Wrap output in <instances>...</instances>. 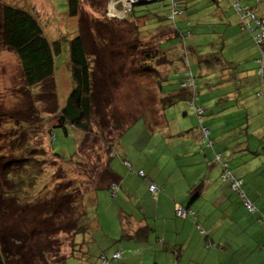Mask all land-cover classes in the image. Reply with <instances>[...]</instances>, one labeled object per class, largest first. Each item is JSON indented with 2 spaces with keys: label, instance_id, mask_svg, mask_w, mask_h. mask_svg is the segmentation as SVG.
<instances>
[{
  "label": "rangeland",
  "instance_id": "obj_1",
  "mask_svg": "<svg viewBox=\"0 0 264 264\" xmlns=\"http://www.w3.org/2000/svg\"><path fill=\"white\" fill-rule=\"evenodd\" d=\"M132 1L134 0H82L79 16L77 18H71L68 16L66 0H0V12L4 3L30 7L41 19L46 36L51 40L64 37L72 39L77 36L78 33L83 34L89 56L96 57L98 62L102 60L107 61L106 64L110 66V68L105 71L98 70V75H96L97 78L104 81V78H110L112 80V75L118 77L116 82L107 83L104 81L108 87L105 92L107 95L104 96L106 99L103 98L104 103H102L103 106L100 108L105 118L102 121L99 116L94 117L96 122L93 125V133L92 135L90 133L89 140L86 143L82 146H78L79 152L77 156L70 158L76 150L75 133L78 134L79 132H71L69 135L70 138L67 139L68 137L63 135L60 130H55V134H58V138L54 140V151L62 154L64 159L70 158L67 161L63 159L60 160L53 154L51 139L54 136L51 135V129L58 123V114L57 111L54 110L53 104L58 96L59 104L64 105L65 99L72 86L67 61L60 64L52 79L54 82V92L56 93L57 90L58 95L49 96L46 94L49 93L48 85L50 84L48 83L38 85L33 89V93L30 94L24 84L19 61L15 53L8 48H4V46L0 44V100L3 98L8 104L14 103L17 108L24 109V112L27 114L32 113V116H34L31 121L29 120L26 132L20 133L10 128L2 129L0 136L3 137L2 139H6L7 136H5V133L8 134L9 132L21 138L24 142L29 139L28 143L37 150L36 153L41 155L40 157L46 158L42 163V167L46 169L43 174L44 176L38 180L41 183V185H39L42 189L40 194L43 196L47 195L48 198H55V204H57L59 210H61V214L59 210L57 213L55 212V214H53L52 218L54 219L41 216V223L39 225L35 223L34 218L40 214V211L45 212L40 209L39 204L41 200H45L47 196L42 197L39 195L32 198L34 201L33 203H37V205L30 206L29 211L27 207V212L19 207L12 212H8L10 213L11 220L5 217L3 218L4 221H0V224L10 223L13 229V231H11L12 235L8 233H6V235H4L5 233L3 234L5 240L10 246H20L19 242L21 241V246H23L22 248L20 247L21 249L29 251V247L31 246L33 251L31 253L29 252L27 260L17 259L8 261L7 264H64V259L66 264H86L84 263L86 258H83V254L85 253L83 244L88 248L89 262L91 261L94 263L96 260L94 246L99 244L98 238L105 240L111 247L112 254L109 257L112 258L116 248L119 249V246H116L115 243L112 244V242L119 240L120 235L104 227L108 221L107 215L109 220L114 222L115 217L112 214L114 209H116L117 212H120V210L126 212L127 210L130 211V209L132 211L133 206L138 204L139 201H144L146 203L154 201L144 189L142 190L144 195L138 194L135 196L134 200H132V195L129 193L132 191V188L129 189V186L126 187L130 185L132 181L138 183L141 181H148L139 178L136 174H130L125 179L126 183L124 187L122 186L120 191L117 190V195H113V199L109 191H100L99 207L103 220L100 221V224L103 229H95V225H93L94 229L91 230V235L86 236L77 234L73 238L71 232L62 228L64 225L60 223L58 218H61L66 212L64 211L65 209L61 207V201L59 202L57 199L63 198V193L69 189L70 183L76 184L77 186L75 187H78L81 193H83V191L86 192L87 189L90 190V185L97 183L101 184L99 171H104V166L107 164L109 154L107 144L115 143L121 132L128 126L130 127L128 130L126 129L127 132L122 134L119 140H122L124 143V150H126L125 148L127 147L130 148V151L133 149L136 152L137 158L139 156L141 157L139 161L142 163H146L147 157H151L156 151L152 149L154 143L159 145V141L163 142V140H161L163 135L167 136V139H169L167 142L169 146H171L172 153L171 151L169 153L161 151V155L166 157L165 160L158 165H154L152 169L148 167V169L152 171V178L155 181L153 183L162 182L164 178L170 176L173 170H175L174 166L178 165L176 160L184 161L182 142H180L183 136L187 135V141L191 139L194 141V146L191 148L196 151L197 155L201 150L208 156L211 155L212 149L207 148L206 144H197L196 139L200 137V119L195 114L193 107L187 105V102H181L178 103L177 106L166 109L165 111L161 110V91L159 86L161 76L166 74L167 67L160 68L157 67V63H152L153 68L150 69L140 60L142 57L140 50H145L150 54H158V44L165 41L163 39L165 35H168L170 38L166 43L168 47H176L175 49L179 50L183 47L180 36L173 32V26L169 27L170 23L173 24V22L170 21L166 23L168 27L153 29L158 27L160 23L159 19H165L170 12L172 0H164L163 2H155L141 6H135ZM216 1L219 2V0H195V2L191 4L192 8L195 6L197 7V12L193 14L194 25H196L195 20L201 19L197 14L199 11H202V8L203 11L207 10V17L212 19L213 16L211 15V11L214 10V14L218 12V9L216 10ZM224 1L225 0H222L221 4L218 5L228 15L232 14L231 6L228 5V3L225 4ZM187 2L184 8H188ZM250 2L255 5L254 0H250ZM137 3H140L139 0L135 2V4ZM257 4L258 13L264 14V0ZM191 6L189 9H191ZM133 8L134 13H132L131 16L138 20L124 19L123 17L129 14L130 12L128 13V11ZM183 18L184 17H178L176 19L177 27H184L186 21L181 24ZM174 27H176V25H174ZM139 30H141V32H138ZM199 31L200 30L197 28L194 29L196 36ZM217 35H219L218 32H212V34L210 33L206 38L201 36L195 40L196 36H194L186 40V46L191 50L190 54L193 60L191 61V67L193 71L198 69V67L196 69L194 65L196 59L198 60V56L205 52V49L199 48V46L203 45V48H207L208 41L210 40L211 43H213V41L217 43ZM198 49L200 51H198ZM225 54H228V51H226ZM180 55L181 53H177L174 59L176 64L179 63L178 60ZM59 60H65V58L62 57ZM92 61L94 62L93 64H95L96 59H92ZM207 69H209V73L207 75L204 73V76H201L199 79L201 86L206 89L205 93L208 94L206 99L208 101L203 104L205 109L208 110L202 118V123L204 122V124L210 128L208 123H212L213 119L217 120V118H220L218 120H220V123L225 127L227 124L230 125L231 123H240L241 120L244 121V115L239 114L234 117V114L228 112L230 109L238 111L243 108L246 110V117L248 112L247 104L248 107H250V102H254L258 107L261 103L259 100L260 98L258 99L256 97L255 90L250 88V86L241 85L242 87L237 89L242 93V96L232 95V99H228L226 93L230 90L236 91V87L231 85V87L226 89L227 84L219 83L222 72L219 71L215 73L214 67L208 68L207 66ZM177 81L178 80H176L175 83ZM249 94L251 95L249 96ZM32 101H35V109L33 108L34 111L32 109V111L29 112L32 107ZM231 104L237 107H230ZM155 107H159L157 111ZM221 109L224 111H221ZM151 110L152 115L148 118L151 121L138 119L139 117H147L148 111ZM163 112L165 113V120L162 116ZM255 119L256 118H253V120L251 119V125H254ZM135 120L137 121L134 122ZM152 120L155 121L156 124H154ZM238 129L239 134L244 130L242 126L238 127ZM25 134H28V137H26L27 139L25 138ZM236 134L237 133L232 132L228 134L230 137L227 138V141L230 142ZM211 135H213V132ZM10 138L11 137L8 138L9 141ZM211 139L215 144L217 143L216 139H213V136ZM234 143L235 142L231 143V145L234 146ZM226 144L224 140L220 146ZM2 145H4L3 141L0 146ZM225 152L227 155H230L229 149ZM159 154L160 152L158 151L157 155ZM201 154L202 156L204 155L202 152ZM221 155L224 156V153ZM120 159L121 158L118 157L115 164H117V161ZM230 166L233 165L230 163ZM181 168L182 166L179 167V170ZM118 171L121 173L120 168ZM149 176L148 173V179ZM169 181L179 183L178 176L165 179V182L169 183ZM152 192L156 193V191ZM73 201V205L70 206V212H74L75 206L79 204L77 202V197L73 199ZM126 202L128 203L125 204ZM112 205L116 208L111 207ZM53 210L54 208H51L48 214L52 213ZM129 211L127 212L129 213ZM70 212L68 211V214L71 217ZM89 214V217H91L92 214ZM49 215L51 216V214ZM42 228H46L44 231H48L47 234H40V229ZM88 236H90V238L94 236V244H89L90 240ZM73 240L75 243H73ZM84 241L88 242V244H85ZM35 242H39V244L36 245ZM81 246L83 249H81ZM31 254H33V256ZM101 256L102 255L99 256L100 263H102Z\"/></svg>",
  "mask_w": 264,
  "mask_h": 264
},
{
  "label": "trees",
  "instance_id": "obj_2",
  "mask_svg": "<svg viewBox=\"0 0 264 264\" xmlns=\"http://www.w3.org/2000/svg\"><path fill=\"white\" fill-rule=\"evenodd\" d=\"M81 1L82 0H66L69 17L77 18L79 16L81 10ZM221 1L222 0H220V2ZM225 1H229L232 8V14H234V16H236L238 20L237 24L250 36L251 41L258 52V56L255 59V84L257 88H259L256 89L255 94L257 98H260L264 105V98L262 97V95H264V73H261V69L264 68V41L263 43H259L256 40V36L260 33L261 29V26L257 23V21L264 20V16H261V14L259 16V13H257V11L255 10V5L257 3H261V1L263 0H254L255 5L252 4L249 6H245L244 3H248L250 2V0H243L244 3H242V1L240 0ZM174 3L176 4L175 7L173 6ZM236 5H239V7H237ZM195 12H197L196 6L193 8L191 6V9H188L184 8V5H181L179 1L172 0V8L170 12L167 14L165 19H159L160 23L158 27H155L153 29L168 27L166 23H169L170 21L173 22L176 27H174L172 23H170L169 27L173 26V32L180 36L183 47L181 48L180 46L181 50L175 49L176 47H168L166 43L170 38L168 37V35H165L164 38L162 37L165 41L158 44L159 53L150 54L145 50H140V54H142L140 60L150 69L153 68L152 63H157V67L160 68L165 66L167 67L166 74L164 76H161L159 86V89L161 91L160 105H162V111L177 106L178 103L181 102H187V105H190V107L194 108L195 114L200 119V137L197 138V144H206L207 148L212 149L213 152V157L207 160V165L211 167L217 163H221L222 165L225 164L229 166V163L225 162L223 156L215 150V143L211 139L212 131L208 129V127H206L204 122L202 123V118L208 110L205 109V106L203 105L204 102L208 101L206 100L208 94L205 93L206 89L201 86L199 80L201 76H204V73L205 75L209 73V69H207V66L208 68L214 67L215 73L221 71L218 67L221 61L219 55L226 57L224 56L225 52H229L230 50L229 47L226 48L228 42L226 38L228 37V35L227 31L224 30L222 34H220L221 38L217 39V43L214 41L213 43H211L210 40L208 41L207 48H203V45L199 46V48L205 49V52L202 55L198 56V60L196 59V63H194V65L195 68L197 69L198 67V69L196 71H193L191 67V61H193L190 54L191 50L187 48L186 40L190 37L196 36V33L194 32L195 28L200 30L199 33H197L198 35L196 36L195 40L197 38H200L201 36H204V38H206L215 30L213 29L214 27L202 26L201 23L198 24L197 22L199 20H195L196 25H194L192 16L194 17L193 14H195ZM206 12L207 10L203 11L202 8V13ZM128 13L129 14L123 17L124 19L134 21L138 20L137 18H133L131 16L132 13H134V8L128 11ZM251 14L254 15L255 19L250 18ZM178 17H184V19L181 20V24L186 21L184 27L182 28L177 27L176 19ZM138 32H141V30H139ZM0 38V44L3 45L4 48H8L10 49V51H13L15 53L19 61L24 84L26 85V89L30 94L33 93V89L38 85L48 83L50 84L48 85L49 93L46 94L49 96L58 95L57 90L56 93L54 92V82L52 79L54 78L60 64L67 61L72 86L65 99L64 105L59 104L58 96L57 100H55L53 104L54 110H56L58 114V123L54 128L51 129V135L54 136L51 139V146L53 147V154L60 160L63 159L64 161H67L70 158H74L78 155V146H82L84 143H86L89 140L90 133L91 135L93 133V125L96 122L94 117L99 116L102 121L105 118V115L100 108L101 106H103L102 103H104L103 98L106 99L104 96L107 95V93L105 94V92L108 87L104 83V81L107 83L116 82L118 77L116 75H112V80L110 78H104V81H102L100 78H97L96 75H98V70L105 71L106 69H109L110 66L106 64L107 61L102 60L101 62H98L96 57L89 56L83 34L78 33V35L73 37L72 39L64 37L58 38L56 40H51L46 36L44 25L39 16L34 13L30 9V7L24 5L8 3H4L2 5L0 12ZM198 51L200 50L198 49ZM177 53H181V55L178 60L179 63L176 64L174 59ZM62 57H64L65 60H59ZM92 59H96L95 64H93L94 62L92 61ZM223 60L225 62L230 61L228 58H223L222 61ZM176 80L178 81L175 83ZM188 83L190 84V86H188ZM34 102L32 101V107L30 108L29 112H31L33 108L35 109ZM13 104H8V102L6 103L3 98L0 100V134L2 132V129L9 128L17 130L20 133H24L27 130L29 120L31 121L32 117H34L32 116V113L27 114L26 112H24V109L17 108L15 106L16 104ZM155 108H157V111L159 107ZM152 110L148 111L147 117H139L138 119L151 121L148 118L150 117V115H152ZM162 116L165 120L164 112ZM137 120H135L134 122H136ZM152 122L156 124L155 121L152 120ZM129 127L130 126H128L126 129L128 130ZM56 129L60 130L63 135L68 137L67 139L70 138L69 135L71 132H79L78 134L75 133L76 150L69 159H64L62 154L54 151V140L58 138V134H55ZM126 129L121 132L120 136L127 132ZM205 131H209V134L206 135ZM5 136H7L6 139H2L3 137L0 136V144L2 143V141L4 144L0 146V221H4L3 218L5 217L10 219V213L8 212H12L19 207H21L22 210H25L26 212L28 208L29 211L30 206L37 205V203H33L34 201L32 200V198H35L39 195L42 197L47 196H43L40 194L42 189L40 186L41 183L38 181L39 178H42L44 176L43 174L46 169L42 167V163L46 160V158L40 157L41 155L36 153L37 150L28 143L29 139L24 142L21 138H18L17 136H15L14 134H10L9 132L8 134L5 133ZM120 136L115 143L107 144V150L109 152L107 164L104 166V171H99L101 184L97 183L94 185H90V190L87 189L86 192L83 191V193H81V190L78 187H75L77 186L76 184L70 183L69 189L63 193V198L57 199L59 202L61 201V207H63L65 209L63 210L66 212V214H63V216L58 219L60 220V223L65 226H63L62 228H65V230L71 232L73 238L77 234L83 236L91 235V230H93L94 228H101L100 221L103 220L102 215L100 214L101 210L99 207L100 191H109V194L113 199V195H117V190L120 191L122 188L120 183L122 181L123 174L117 170V164H115L118 157L125 155V157L121 158L117 162H120L126 170L134 171L139 178L148 181V173L149 175L150 172L152 173V171L149 170L148 167L152 169L154 165L160 164L166 158L161 155V153L166 152V149L168 148H166L165 146H169V144H167L166 142L167 136L163 135L161 139L163 140V142L159 141V145L154 143L152 147V149L156 150L154 154H152L149 158L147 157L146 163L141 162L143 164L142 169L134 170L132 160L134 158H137L136 152L133 149L130 151V148L128 147L125 148L126 153H124L123 155H120L117 152L118 147L122 141L119 140ZM9 137H11L10 141L8 140ZM26 137H28V134H25V138ZM185 148H188V146L185 145V147L182 148L183 154L186 150ZM157 150L160 152L159 155H157ZM201 152L203 153L202 150ZM139 158L141 157L139 156L137 159ZM152 184L156 186L157 190L156 193H153L152 191L150 192L155 195L154 200L157 201L158 196H160L162 193V189L158 188L156 183H150V185ZM113 186H117L116 189H114ZM242 187L243 186L241 184V188ZM76 197L79 204H75V209L73 208L74 212H70V206L73 205V199H75ZM245 200L250 201L248 198H246V196ZM245 200H242V202L245 203ZM55 201V198H48V196L45 198V200H41L39 204L40 209L44 210L45 212L40 211V214L34 218L35 223H37L38 225L41 223V216H44L45 218H52L53 214H55V212H58L59 206L55 204ZM182 207L186 210V217L178 216L176 214L175 208L176 218L181 220L185 218L197 219V214L194 209L185 206ZM51 208H54V210L52 213H49L51 214L50 216L48 212H50ZM247 209L250 213L255 214L257 212H252L249 208ZM23 211L22 214L24 215ZM68 211L71 213V217L68 214ZM59 213L61 214V210H59ZM89 213L92 214L91 217H89ZM258 215L260 216L259 220H261V222L259 223L264 225V215L262 213H258ZM93 225H95L94 228ZM197 228L199 229V231L202 230L199 222H197ZM0 229V264H7L8 261L17 259L27 260L29 257V252L31 253L33 251V248L30 246L29 251L21 249L23 247L21 246V241L19 242L20 246H10V244L5 240L4 237L6 233L10 235L11 231H13L10 223L0 224ZM44 230H46V228L40 229V234H47L48 231L45 232ZM143 234H145V232H143L141 235ZM88 237L90 240V244L94 240V236H92V238H90V236ZM35 243L36 245L39 244V242ZM73 243H75L74 240ZM84 243L88 244V242L86 241H84ZM83 246L85 251V253L83 254V258L87 259L89 258L88 248H86L84 244ZM107 247H109V245L105 244V250L107 249ZM261 248L264 251V243L262 244ZM81 249H83L82 246ZM96 250L97 248H95L94 246V252H96ZM31 255L33 256V254ZM64 264H66L65 259Z\"/></svg>",
  "mask_w": 264,
  "mask_h": 264
},
{
  "label": "crops",
  "instance_id": "obj_3",
  "mask_svg": "<svg viewBox=\"0 0 264 264\" xmlns=\"http://www.w3.org/2000/svg\"><path fill=\"white\" fill-rule=\"evenodd\" d=\"M178 1L181 5H186L188 1V9L195 2V0ZM240 1L244 3L243 0ZM224 2L230 5L229 1ZM216 3L218 12L215 11L216 14H214V10L211 11L212 19L207 17V12L199 11L197 16L201 17V20L199 19L197 23L206 27H214V32L219 34L216 36L218 39L221 38L220 34L224 30L227 31L226 48L229 47L230 50L228 54H224L226 57L219 55L221 61L218 67L222 72L219 83L227 84L226 89L231 85L236 87V91L230 90L226 93L228 99H232V95L242 96L237 88L250 86L255 91L259 88L255 84V59L258 52L250 36L237 24L236 16L227 15L218 5L221 3L220 0ZM244 5H252V2L244 3ZM255 8L258 13V4ZM260 14L264 16L263 13ZM223 58H228L229 63L222 61ZM230 107L237 106L231 104ZM247 108L246 117V110L243 108L238 111L230 109L228 112L234 114V117L239 114L244 115V121L241 120L240 123L227 124L225 127L218 120L220 118L208 123L210 126L208 128L213 132V139L217 141L216 152L224 153L225 162H230L233 166H230V163L229 166L217 163L209 167L207 160L213 157V152L211 151L210 156L204 152L203 156L201 152L197 155L196 151L191 148L194 146V141L192 139V141H187V135L183 136L180 140L182 148L185 145L188 146L183 154L184 161L176 160L178 165H175V170L166 177L178 176L179 183L165 182L166 178L156 183L158 188L162 189L156 201L154 200L155 195L149 190L150 183L155 182L150 173L148 182L132 181L126 187L132 188L129 192L132 200L138 194L144 195L142 192L144 189L154 201L149 203L139 201L133 206L132 211L131 209L127 210L129 213L126 211L128 215L123 210L117 212L114 209L112 211L115 217L114 222L109 220L107 210L108 221L104 227L120 235L119 240L112 244L119 246L115 252L120 251L122 258L111 259L109 257L112 254L111 247L105 250L107 243L102 238H98L99 245L95 246L97 248L96 260L92 263L87 258L84 263L101 264L99 256L104 254L109 258L108 264H264V251L261 248L264 243V225L259 223L261 220L258 215V213L264 215V105L262 101L258 107L254 102H250V107L247 104ZM221 111L224 110L221 109ZM253 118H256L255 123L251 125ZM240 126L244 128L241 134L238 129ZM231 132L237 134L228 142L227 138L230 137L228 134ZM224 140L227 144L220 146ZM233 142H235L234 146L231 145ZM123 145L121 141L117 151L120 155L126 153ZM165 147L172 153L171 146ZM168 149L166 152H170ZM227 149L230 150V155L225 152ZM123 157L125 155L120 156V158ZM132 163L134 170L142 169L143 164L139 159L134 158ZM180 166L182 168L179 170ZM116 167L117 170L121 169L122 174L126 173L122 176L120 183L121 187H124L125 179L135 172L126 170L120 162H117ZM226 172L242 182V192L255 207L257 211L255 214L249 212L240 194L231 189L230 181L222 180ZM177 204L194 209L197 219L176 218ZM197 222L201 226V231L197 228ZM143 232L145 234L141 235Z\"/></svg>",
  "mask_w": 264,
  "mask_h": 264
},
{
  "label": "built area",
  "instance_id": "obj_4",
  "mask_svg": "<svg viewBox=\"0 0 264 264\" xmlns=\"http://www.w3.org/2000/svg\"><path fill=\"white\" fill-rule=\"evenodd\" d=\"M173 6L175 7L176 4L174 3ZM236 6L239 7V5H236ZM250 18L255 19L253 14H251ZM257 23L261 26V29H260V33L256 36V40L259 43H263L264 41V20H261V21L259 20L257 21ZM261 73H264V68L261 69ZM188 86H190L189 83H188ZM262 97L264 98V95H262ZM205 134L208 135L209 131H205ZM222 179L223 181H230L232 189L235 192L239 193L240 197L243 198V200H245V195L241 189V184H242L241 181L235 179L229 172H226V174L222 176ZM150 188H151V191H154V192L157 190L155 185H152ZM245 206L249 208L252 212L256 211L255 207L252 206V204L248 200H245ZM176 214L181 217H186V210L182 206L178 205L176 207ZM119 256H120L119 254L114 255L115 258H118Z\"/></svg>",
  "mask_w": 264,
  "mask_h": 264
},
{
  "label": "clouds",
  "instance_id": "obj_5",
  "mask_svg": "<svg viewBox=\"0 0 264 264\" xmlns=\"http://www.w3.org/2000/svg\"><path fill=\"white\" fill-rule=\"evenodd\" d=\"M140 174H142V173H140ZM223 180V179H222ZM152 185H154V184H152ZM152 185H150V187L152 186ZM116 187L117 186H113V188L114 189H116ZM232 188V187H231ZM242 189V188H241ZM150 191H151V188H150ZM178 205H176V207H177ZM179 206H181V205H179ZM116 254H119L120 256L118 257V258H115L114 257V255H116ZM102 256H101V259H102V263L101 264H108L109 263V258L107 257V256H105L104 254H101ZM121 259L122 258V253L121 252H115L113 255H112V258L111 259H113V260H117V259ZM106 262V263H105Z\"/></svg>",
  "mask_w": 264,
  "mask_h": 264
},
{
  "label": "water",
  "instance_id": "obj_6",
  "mask_svg": "<svg viewBox=\"0 0 264 264\" xmlns=\"http://www.w3.org/2000/svg\"><path fill=\"white\" fill-rule=\"evenodd\" d=\"M138 0H135V1H132V3L135 5V6H141V5H144V4H150V3H154V2H161L163 0H139L140 3H137L135 4V2H137Z\"/></svg>",
  "mask_w": 264,
  "mask_h": 264
},
{
  "label": "bare ground",
  "instance_id": "obj_7",
  "mask_svg": "<svg viewBox=\"0 0 264 264\" xmlns=\"http://www.w3.org/2000/svg\"><path fill=\"white\" fill-rule=\"evenodd\" d=\"M135 1V0H134Z\"/></svg>",
  "mask_w": 264,
  "mask_h": 264
}]
</instances>
